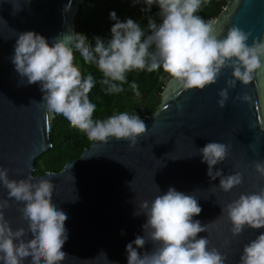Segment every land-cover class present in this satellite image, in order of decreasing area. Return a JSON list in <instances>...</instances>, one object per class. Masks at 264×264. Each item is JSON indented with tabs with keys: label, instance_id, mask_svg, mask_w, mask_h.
Here are the masks:
<instances>
[{
	"label": "water",
	"instance_id": "water-1",
	"mask_svg": "<svg viewBox=\"0 0 264 264\" xmlns=\"http://www.w3.org/2000/svg\"><path fill=\"white\" fill-rule=\"evenodd\" d=\"M86 1L19 0L20 8L14 12L10 0H0V166L8 168L11 179L42 177L36 176L37 163L54 147L51 136L57 117L46 116L42 104H37L42 99L38 82H20L10 59L13 31L38 32L49 43L64 35L70 37ZM233 25L251 32L249 44L254 37H264V0H230L214 29L226 31ZM230 73V68L222 69L215 83L199 90L182 89L170 82L161 108L140 117L146 131L135 145L114 138L97 141L63 171L43 175L52 184V204L67 216L68 239L62 246L67 255L62 264H126L125 245L143 235L141 225L146 219L143 214L133 215L136 203L151 200L157 186L161 192L171 186L193 193L201 206L193 218L206 223V231L197 235H206L209 246L225 254L226 264H237L243 245L264 228L245 226L233 237L220 205L264 186V178L253 167L254 162L264 160V58L248 85L237 81L234 88L227 89L228 99L221 108L218 92L226 87ZM245 94L248 101L240 99ZM209 141L230 145L225 160L214 170L218 167L222 174L239 171L242 175L241 184L229 192L220 190L219 178H208L207 165L198 153L189 156ZM6 193L0 186V199L10 201L5 218L13 229H26L19 202ZM151 248L147 242L143 251Z\"/></svg>",
	"mask_w": 264,
	"mask_h": 264
},
{
	"label": "clouds",
	"instance_id": "clouds-1",
	"mask_svg": "<svg viewBox=\"0 0 264 264\" xmlns=\"http://www.w3.org/2000/svg\"><path fill=\"white\" fill-rule=\"evenodd\" d=\"M207 2L131 0L133 6L143 5L140 12L147 14L146 25L141 27L137 20L128 17L121 20L115 11H110L109 19L114 21L109 29L110 38L94 35L93 43L81 32L54 38L49 43L38 32L13 31L11 63L21 83L38 82L42 99L36 103L42 104L46 116H61L90 141L123 139L131 147L146 131L144 121L135 111L115 112L94 120L97 105L90 101L88 93L97 82L108 95L123 92L127 84L138 97V84L127 79L131 71L159 69L167 74L168 82L182 89L199 90L215 83L222 69L230 68L231 79H226V87L218 92L217 104L223 108L228 99L227 89L234 88L237 81L248 85L254 71L260 68L264 37H254L249 44L250 31L235 25L226 31L214 29V21H206L198 14ZM10 3L14 12L19 10V0ZM153 6L157 11L149 14ZM73 53H78L84 65L95 66L101 74L99 81L91 73L81 76ZM240 99L248 101L250 97L245 94ZM229 147L209 141L189 155H200L201 162L207 165L206 175L210 180L219 178L218 187L223 192L242 182L239 171L225 175L218 167L214 170V166L225 160ZM253 167L264 178V160L254 162ZM8 171L0 166V186L7 190V197L19 202L18 210L27 227L10 226L4 213L10 201L0 199V264H62L67 255L62 250L68 239L64 226L67 216L51 202L50 180L11 179ZM136 205L133 215L143 214L146 219L141 225L143 235H136L125 245L126 264H226L225 254L209 246L206 235H197L206 231V223L193 218L201 212L193 193L171 186L161 192L157 186V194L151 200H140ZM220 214L227 217L233 237L245 226L264 228V186L220 205ZM147 242H151L152 248L143 251ZM237 264H264V231L243 245Z\"/></svg>",
	"mask_w": 264,
	"mask_h": 264
},
{
	"label": "trees",
	"instance_id": "trees-1",
	"mask_svg": "<svg viewBox=\"0 0 264 264\" xmlns=\"http://www.w3.org/2000/svg\"><path fill=\"white\" fill-rule=\"evenodd\" d=\"M230 0H208L202 6L198 14L206 21H216L228 6ZM143 5L133 6L131 0H87L80 8L77 17L76 32L83 33L89 43H93L92 36H100L102 39L110 38V27L114 23L109 19V12L115 11L121 20L132 18L137 20L141 27L146 25V15L140 12ZM157 11L152 7L149 14ZM74 63L81 71V76L86 72L91 73L97 81L101 74L94 65H84L75 53ZM129 82L138 84L140 96H135L125 84L124 91L119 94L108 95L102 91V86L97 82L88 93L90 101L97 105L93 112V119H104L115 112H136L140 117L156 113L162 106L164 92L170 82L167 74L162 70L154 72L131 71L127 74ZM54 147L46 152L37 163L36 176H42L49 172H61L66 165L80 158L86 149H89L93 141L75 127H70L66 121L57 115L51 136ZM42 164H45L42 166Z\"/></svg>",
	"mask_w": 264,
	"mask_h": 264
},
{
	"label": "rangeland",
	"instance_id": "rangeland-1",
	"mask_svg": "<svg viewBox=\"0 0 264 264\" xmlns=\"http://www.w3.org/2000/svg\"><path fill=\"white\" fill-rule=\"evenodd\" d=\"M45 164H42V166H44Z\"/></svg>",
	"mask_w": 264,
	"mask_h": 264
}]
</instances>
